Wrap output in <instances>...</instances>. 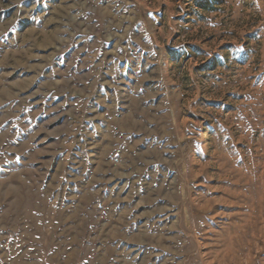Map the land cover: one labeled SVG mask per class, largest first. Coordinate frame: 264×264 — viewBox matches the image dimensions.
<instances>
[{
	"label": "rangeland",
	"instance_id": "rangeland-1",
	"mask_svg": "<svg viewBox=\"0 0 264 264\" xmlns=\"http://www.w3.org/2000/svg\"><path fill=\"white\" fill-rule=\"evenodd\" d=\"M198 1L0 0V264H264V0Z\"/></svg>",
	"mask_w": 264,
	"mask_h": 264
},
{
	"label": "crops",
	"instance_id": "crops-1",
	"mask_svg": "<svg viewBox=\"0 0 264 264\" xmlns=\"http://www.w3.org/2000/svg\"><path fill=\"white\" fill-rule=\"evenodd\" d=\"M93 37L91 38V42L93 41V44H95V45H98L97 44V42H99V45L100 44H102V39H101V37L98 35V34H95V35H92ZM90 37V35L89 36H83V38H89ZM82 40V47L84 46V44H89L90 42H87L86 41V39H81ZM105 46H107L106 45V43H105ZM104 50H106V49H104V47H103V49L101 50V52H102V54H103V52H105ZM114 50H116L117 51V48L115 49V47H114ZM119 50V49H118ZM108 51V50H107ZM120 52H123V51H120ZM172 53H176V52H174L173 50L171 51ZM106 53V52H105ZM104 53V54H105ZM177 55V54H176ZM121 56H125V53L123 52L122 53V55ZM123 61L124 62H126L127 63V59H125L124 57H123ZM101 66H103V65H100L99 66V68H101L100 70H103V68L105 69V68H107V69H112L113 67H109V66H107V65H105V66H103V67H101ZM121 66V68L123 69V72L125 71V68H124V66H123V64L122 65H120ZM93 68V67H92ZM91 68V69H92ZM91 69H88L87 70V72H89ZM83 72H86V69L83 71ZM110 72V71H109ZM124 74V73H123ZM115 79V78H114ZM99 81V78L96 76V77H94L93 75H92V78H91V81L89 82V84H88V88L90 87H92V88H97L96 90L97 91H99V94H100V96H106L107 94H109L110 92L112 93L113 92V89H114V86H115V84H112V82H113V80L111 79V81H109V80H107L106 82L107 83H104V85L103 84H101V82L99 83L98 82ZM120 84V86H119V88H121V83H119ZM113 87V88H109V87ZM111 97H114V93L113 94H111ZM115 105V104H114Z\"/></svg>",
	"mask_w": 264,
	"mask_h": 264
},
{
	"label": "trees",
	"instance_id": "trees-1",
	"mask_svg": "<svg viewBox=\"0 0 264 264\" xmlns=\"http://www.w3.org/2000/svg\"><path fill=\"white\" fill-rule=\"evenodd\" d=\"M198 5L201 8L206 9V10L213 8V6L209 5V2L206 1V0H204V1H198Z\"/></svg>",
	"mask_w": 264,
	"mask_h": 264
}]
</instances>
